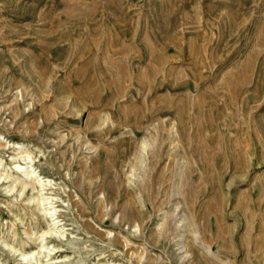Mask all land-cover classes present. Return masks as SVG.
<instances>
[{
  "label": "rangeland",
  "instance_id": "obj_1",
  "mask_svg": "<svg viewBox=\"0 0 264 264\" xmlns=\"http://www.w3.org/2000/svg\"><path fill=\"white\" fill-rule=\"evenodd\" d=\"M0 264H264V0H0Z\"/></svg>",
  "mask_w": 264,
  "mask_h": 264
}]
</instances>
